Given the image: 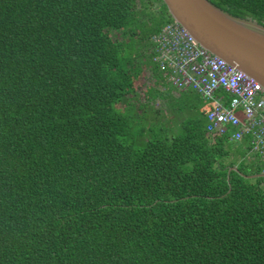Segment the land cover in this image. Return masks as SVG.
I'll use <instances>...</instances> for the list:
<instances>
[{
	"label": "trees",
	"instance_id": "1",
	"mask_svg": "<svg viewBox=\"0 0 264 264\" xmlns=\"http://www.w3.org/2000/svg\"><path fill=\"white\" fill-rule=\"evenodd\" d=\"M210 1L264 24V0ZM170 20L161 0H0V264H264V177L240 174L263 163L150 120L137 89Z\"/></svg>",
	"mask_w": 264,
	"mask_h": 264
},
{
	"label": "built area",
	"instance_id": "2",
	"mask_svg": "<svg viewBox=\"0 0 264 264\" xmlns=\"http://www.w3.org/2000/svg\"><path fill=\"white\" fill-rule=\"evenodd\" d=\"M150 59L176 89H192L212 106L205 113V130L233 144L245 140L264 166V92L260 82L235 65L203 48L175 20L149 36ZM255 159L254 157L252 158ZM264 172V167L262 169Z\"/></svg>",
	"mask_w": 264,
	"mask_h": 264
},
{
	"label": "water",
	"instance_id": "3",
	"mask_svg": "<svg viewBox=\"0 0 264 264\" xmlns=\"http://www.w3.org/2000/svg\"><path fill=\"white\" fill-rule=\"evenodd\" d=\"M170 15L210 53L261 83L264 92V24L236 16L210 0H161ZM238 170L231 166L228 171ZM241 175L264 177V172Z\"/></svg>",
	"mask_w": 264,
	"mask_h": 264
},
{
	"label": "rangeland",
	"instance_id": "4",
	"mask_svg": "<svg viewBox=\"0 0 264 264\" xmlns=\"http://www.w3.org/2000/svg\"><path fill=\"white\" fill-rule=\"evenodd\" d=\"M148 14H146L147 17H145V24L143 23V26L147 27V29H149L150 27H155L157 25L158 21V17H156L155 12L151 9L148 8L147 12ZM153 15H150V14ZM114 23L116 24L117 27L121 26V22L118 21H114ZM134 38V37H133ZM136 40V39H135ZM137 41V40H136ZM134 46H136V44H134ZM139 48L142 49L144 51L145 54L148 55H141L140 57L137 58L138 61H140L142 58L141 57H145L148 61L146 62V66L143 67L141 69V76L140 78H138V81L136 82V86L137 89H140V85L141 83H143L142 85V89H140L142 92L145 91V87L146 86H155V81H154V74H152V67L153 64L151 61H149V55H150V39L149 37L145 38L143 42H141L139 44ZM157 75V73H156ZM159 76V74H158ZM160 77V76H159ZM173 90L170 87L171 91ZM142 96V95H141ZM181 96H183L181 99H174L173 97H170L167 101L169 102L170 108L172 113H169V111L166 110V105L165 104H156V102L154 103V110L152 112H156V114L158 116H155V118H158L161 121L165 122V126H172V125H178L179 121L183 119L182 123H185L187 121L186 116H191L192 120H195L199 125L204 126L205 124V113L206 111L210 108L211 105V101L210 100H206L204 98H202L201 96H199L197 93H195L194 91L188 90L185 93H181ZM179 108V110H178ZM160 109V111L157 110ZM189 109V110H188ZM169 110V109H168ZM190 111L191 114H184V111ZM154 113H150V120L153 118ZM167 124V125H166ZM246 141L244 140L242 145L240 146V144L238 145V147H236L238 150H240L242 153H248V149L247 147H245ZM228 146V145H227ZM249 154H251L255 160L257 161V163H253V161H245L243 162V167H245V170L249 169L251 167V165H255L258 164L259 168H261V160L258 154L249 151ZM247 162V163H246ZM251 163V164H250Z\"/></svg>",
	"mask_w": 264,
	"mask_h": 264
},
{
	"label": "crops",
	"instance_id": "5",
	"mask_svg": "<svg viewBox=\"0 0 264 264\" xmlns=\"http://www.w3.org/2000/svg\"><path fill=\"white\" fill-rule=\"evenodd\" d=\"M153 64V63H152ZM154 65V64H153ZM157 68V67H156ZM159 71V70H158ZM160 72V71H159ZM161 73V72H160ZM159 73V75H160ZM154 77V81H155V86H154V90H155V93H156V96H155V99L154 101L151 102V108H152V111L154 110V103L156 102V104H165L166 105V110L169 111V113H172L171 111V108H170V105H169V102L167 101L170 97H173L174 96V99H178V98H182L183 96H181V93H185L187 92L188 90H191V91H194L192 89H183V90H178L176 89L172 84H170L169 82H167L164 77L162 76L161 77H157V75L153 76ZM170 87L173 89L171 91H168L170 90ZM195 92V91H194ZM197 93V92H195ZM198 94V93H197ZM199 95V94H198ZM200 96V95H199ZM212 106V102H211V105L210 107ZM169 109V110H168ZM189 110V109H188ZM151 113H154L152 112ZM184 111V110H183ZM191 111V110H190ZM190 111H184L183 113L184 114H191ZM193 115H189V116H186V119H191ZM182 120L179 121L178 124H181L180 122H182ZM205 123H206V119H205ZM175 126V125H173ZM204 129H205V124H204ZM206 131V130H205ZM207 132V131H206ZM209 133V132H208ZM211 134V133H209ZM212 136L216 137L215 134H211ZM239 144H233V143H229V148H231V157H229V159H235V161L237 162L236 164H243V162L247 161H253V163H257V161L252 157H247L245 153H242L240 150H238L236 147H238ZM241 146V144H240ZM246 162V163H247ZM262 163V162H261ZM251 164V163H250ZM258 164H256L255 166H257ZM237 167V165H234ZM251 167H254V165Z\"/></svg>",
	"mask_w": 264,
	"mask_h": 264
}]
</instances>
